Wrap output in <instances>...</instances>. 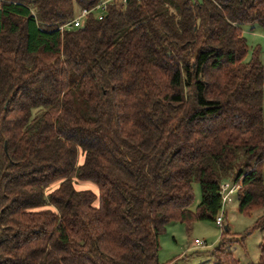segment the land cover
I'll use <instances>...</instances> for the list:
<instances>
[{"label": "trees", "instance_id": "16d2710c", "mask_svg": "<svg viewBox=\"0 0 264 264\" xmlns=\"http://www.w3.org/2000/svg\"><path fill=\"white\" fill-rule=\"evenodd\" d=\"M245 25L264 0H0V264H159L166 225L216 222L225 182L264 230Z\"/></svg>", "mask_w": 264, "mask_h": 264}, {"label": "rangeland", "instance_id": "374dc122", "mask_svg": "<svg viewBox=\"0 0 264 264\" xmlns=\"http://www.w3.org/2000/svg\"><path fill=\"white\" fill-rule=\"evenodd\" d=\"M243 35L249 47L246 61L251 59L254 51H258L259 59L264 66V30L257 25L253 29L245 25ZM262 108L264 118V99ZM262 179L264 182V167ZM77 188L90 189L91 185L78 184ZM193 193L194 199L190 209L195 212L201 201L200 186L196 182L193 183ZM237 208L235 194L231 202L223 206L221 226H217L215 221L211 220H195L191 225L180 222L168 223L159 237V264H214L213 253L221 243L224 244L225 251L231 253L239 264H256L264 239V230L254 227L257 214L247 217L239 214ZM226 229L228 234L224 236L222 234ZM195 241L200 244H195Z\"/></svg>", "mask_w": 264, "mask_h": 264}, {"label": "built area", "instance_id": "2783aa9c", "mask_svg": "<svg viewBox=\"0 0 264 264\" xmlns=\"http://www.w3.org/2000/svg\"><path fill=\"white\" fill-rule=\"evenodd\" d=\"M123 2H125V0H123ZM104 6H105V3H102L101 5H98L96 7V10L97 9L102 10L104 8ZM89 13H90V11H88V10H84V9L81 10L79 16L76 19H74L71 23L60 27V29L63 30V29H69L71 27H78L79 24L82 22L83 18L85 16H87ZM100 15L102 16V14H100ZM100 15H99V19H101ZM239 188H240L239 185L233 186L229 182H225V183L221 184L220 190H219V195L221 198L222 209H223L224 205L231 202L232 196L236 194V192L238 191ZM222 209H221V212H222ZM222 220H223V217L220 213V215H218L216 218V222H215L216 225L221 226ZM195 244L199 245L200 243L198 241H195Z\"/></svg>", "mask_w": 264, "mask_h": 264}]
</instances>
